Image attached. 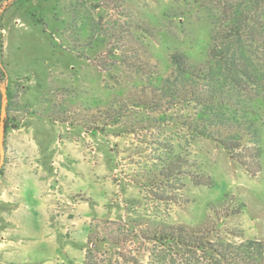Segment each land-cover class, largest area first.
Instances as JSON below:
<instances>
[{
  "label": "rangeland",
  "instance_id": "obj_1",
  "mask_svg": "<svg viewBox=\"0 0 264 264\" xmlns=\"http://www.w3.org/2000/svg\"><path fill=\"white\" fill-rule=\"evenodd\" d=\"M141 22L153 37L141 36ZM209 31L197 0H0V116L5 90L10 124L2 174L23 201L15 193L12 230L22 231L23 243L9 260L0 254V264H82L89 231L100 234L108 220L139 223L127 250L142 264L226 263L209 251L140 238V228L184 224L211 242H264V117L262 169L251 176L176 120L192 104L173 106L155 92L171 72V52L207 59ZM131 38L143 40L155 74L124 60L137 45ZM175 154L215 186L182 175L183 188L173 190L158 170L160 158ZM175 192L188 202L167 199ZM239 203L244 208L233 214ZM102 259L123 264L113 251Z\"/></svg>",
  "mask_w": 264,
  "mask_h": 264
},
{
  "label": "trees",
  "instance_id": "obj_2",
  "mask_svg": "<svg viewBox=\"0 0 264 264\" xmlns=\"http://www.w3.org/2000/svg\"><path fill=\"white\" fill-rule=\"evenodd\" d=\"M197 1L205 8L210 24L207 59L194 62L183 51L171 52V72L164 78L161 89L155 92L160 91L173 106L192 104L194 111L180 115L176 120L191 134L218 143L247 174L255 176L262 169L260 121L264 117V0ZM136 28L142 37L154 36L153 28L144 22ZM131 47L126 50L124 60H139L135 63L136 70L155 74L157 66L143 58L147 54L143 40H138L137 45ZM11 125L15 128L14 124ZM9 127L5 118L4 134ZM160 161L158 176L166 181L172 180L173 190L183 188L182 175H187L194 185L215 186L211 176L190 170L195 167L194 162L189 163L179 154L160 158ZM3 166H0V175ZM167 199L177 205L188 202L176 192ZM244 206V203H239L233 214L239 213ZM107 222L111 226L100 234L89 231V245L82 264H111L102 259L111 251L123 264H142L127 250L134 227L139 223L128 220ZM138 231L140 238L157 241L160 245L173 244L194 253L209 251L226 264H261L259 257L262 253L264 255L263 241L211 242L202 230H194L184 224L159 225ZM233 234L241 236V232ZM101 246L105 249L102 250Z\"/></svg>",
  "mask_w": 264,
  "mask_h": 264
},
{
  "label": "crops",
  "instance_id": "obj_3",
  "mask_svg": "<svg viewBox=\"0 0 264 264\" xmlns=\"http://www.w3.org/2000/svg\"><path fill=\"white\" fill-rule=\"evenodd\" d=\"M18 170V166H17ZM19 171V170H18ZM20 172V171H19ZM3 173V171H2ZM21 173V172H20ZM22 175V174H21ZM5 179L3 178V174L0 175V254L4 260H9L11 253L16 252L19 249V246L23 243L21 230H16L18 235L13 234V217L15 216L13 211L18 209L17 206L14 205L15 193H17V197L15 199L21 200L20 205H23L22 198L19 194L18 186L12 187L11 184H6ZM19 183V182H18ZM18 185V184H17ZM24 209V207H23ZM16 222V221H15ZM16 228L18 229V225L16 223Z\"/></svg>",
  "mask_w": 264,
  "mask_h": 264
},
{
  "label": "water",
  "instance_id": "obj_4",
  "mask_svg": "<svg viewBox=\"0 0 264 264\" xmlns=\"http://www.w3.org/2000/svg\"><path fill=\"white\" fill-rule=\"evenodd\" d=\"M3 96H4V103L2 104V111H1V116H0V157H1V162H0V166L1 163L3 161V157H4V104L6 102V96H5V90H3Z\"/></svg>",
  "mask_w": 264,
  "mask_h": 264
}]
</instances>
